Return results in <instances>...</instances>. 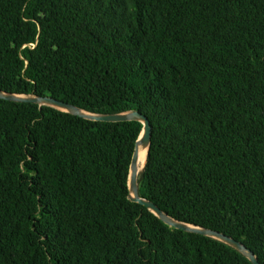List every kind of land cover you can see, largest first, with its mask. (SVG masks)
Returning a JSON list of instances; mask_svg holds the SVG:
<instances>
[{"label":"trees","instance_id":"trees-1","mask_svg":"<svg viewBox=\"0 0 264 264\" xmlns=\"http://www.w3.org/2000/svg\"><path fill=\"white\" fill-rule=\"evenodd\" d=\"M0 90L142 113L138 195L264 264V0H0ZM140 129L0 99V264H252L129 199Z\"/></svg>","mask_w":264,"mask_h":264},{"label":"water","instance_id":"water-1","mask_svg":"<svg viewBox=\"0 0 264 264\" xmlns=\"http://www.w3.org/2000/svg\"><path fill=\"white\" fill-rule=\"evenodd\" d=\"M0 99L19 101V102H30V103H35L38 106L45 105L93 121H105V122H121V121H130V120L139 121L141 123V129L135 141L134 151L131 157L128 177H127L129 199L131 201L137 202L145 206L149 211H151L155 216H157L161 221H163L165 224H167L170 227L181 229L188 232L198 233L201 235L209 236L217 240H220L225 244L233 247L240 253H242L252 264H260L254 253L248 248H246L245 245L240 241L216 230L193 226L191 224L175 220L170 216H168L166 213H164L161 209H159V207H157L153 202L138 195L137 173L139 170L137 168L138 167L137 164L139 160V152L140 150L146 148V153H147L150 144V136H151V124L148 118L142 113L136 110H128L118 113H107V114L90 113L72 104H69L60 99H56L49 95L41 96V95H33V94L30 95L14 94L2 90H0ZM144 163H145V159L143 161V164Z\"/></svg>","mask_w":264,"mask_h":264},{"label":"bare ground","instance_id":"bare-ground-1","mask_svg":"<svg viewBox=\"0 0 264 264\" xmlns=\"http://www.w3.org/2000/svg\"><path fill=\"white\" fill-rule=\"evenodd\" d=\"M145 155H146V148H144L143 150H140V152H139V160H138V164H137L138 170H140L142 165H143V161L145 159Z\"/></svg>","mask_w":264,"mask_h":264}]
</instances>
